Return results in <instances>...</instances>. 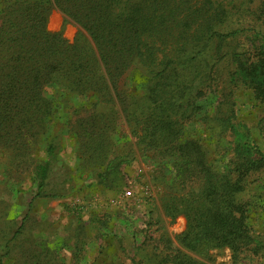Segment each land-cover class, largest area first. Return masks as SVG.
<instances>
[{
	"label": "trees",
	"instance_id": "16d2710c",
	"mask_svg": "<svg viewBox=\"0 0 264 264\" xmlns=\"http://www.w3.org/2000/svg\"><path fill=\"white\" fill-rule=\"evenodd\" d=\"M53 2L80 28L72 42L48 29L46 0L0 8V148L23 153L26 134L35 135L32 107L44 128L63 118L50 114L52 105H123L132 144L163 154V168L170 163L167 215L186 218L179 245L165 239L172 252L162 261L205 264L194 255L227 247L234 264H264L244 196L264 170V150L237 114L238 97L259 106L264 133V2L259 23H249L263 35L250 45L239 40L248 28L232 26L244 17L232 0ZM97 123L85 137L104 144ZM57 143L52 134L47 160L35 167L36 195Z\"/></svg>",
	"mask_w": 264,
	"mask_h": 264
},
{
	"label": "rangeland",
	"instance_id": "374dc122",
	"mask_svg": "<svg viewBox=\"0 0 264 264\" xmlns=\"http://www.w3.org/2000/svg\"><path fill=\"white\" fill-rule=\"evenodd\" d=\"M232 1L235 10L244 12L232 26L248 28L244 34L249 37L239 40L250 45L263 35L249 23H259L264 0ZM12 3L0 0V8ZM45 4L50 12L48 29L63 30L72 42L79 26L67 20L53 0ZM237 104L238 117L264 150L260 107L244 97H238ZM51 109L50 114L63 118L52 116L54 120L46 119L42 128L32 107L33 121L28 126L35 135L26 134L23 153L16 156L12 149L0 148V264H167L162 260L172 249L165 239L177 247L176 235L186 227L184 215L172 218L165 210L164 175L170 177V163L166 160L163 168V154L132 144L135 140L123 105H52ZM94 117L104 144L99 138L85 137ZM52 134L57 135V149L42 194L36 195L35 167L47 160ZM98 143L102 146L93 153ZM126 189L132 192L129 196L124 194ZM244 196L252 203L254 234L264 241V170L250 178ZM194 256L205 264H234L227 247L209 251L206 258Z\"/></svg>",
	"mask_w": 264,
	"mask_h": 264
},
{
	"label": "built area",
	"instance_id": "2783aa9c",
	"mask_svg": "<svg viewBox=\"0 0 264 264\" xmlns=\"http://www.w3.org/2000/svg\"><path fill=\"white\" fill-rule=\"evenodd\" d=\"M131 193H132L131 190L126 189L124 194H125L126 196H129Z\"/></svg>",
	"mask_w": 264,
	"mask_h": 264
}]
</instances>
